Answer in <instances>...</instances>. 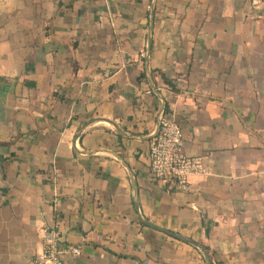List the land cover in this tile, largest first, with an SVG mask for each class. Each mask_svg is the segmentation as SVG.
<instances>
[{
    "label": "crops",
    "instance_id": "obj_1",
    "mask_svg": "<svg viewBox=\"0 0 264 264\" xmlns=\"http://www.w3.org/2000/svg\"><path fill=\"white\" fill-rule=\"evenodd\" d=\"M152 4L0 0V264L54 226L68 264H207L142 218L264 264V0H156L147 62ZM161 96L210 170L188 191L149 176Z\"/></svg>",
    "mask_w": 264,
    "mask_h": 264
},
{
    "label": "built area",
    "instance_id": "obj_2",
    "mask_svg": "<svg viewBox=\"0 0 264 264\" xmlns=\"http://www.w3.org/2000/svg\"><path fill=\"white\" fill-rule=\"evenodd\" d=\"M251 2L258 7L262 0ZM160 127L150 144L149 176L168 188L188 191L194 176L208 175L210 170L202 156L186 151L184 132L174 115L165 113ZM81 252L80 246L61 242L56 226L49 227L45 229L43 250L31 256L26 264H68L64 257L79 256Z\"/></svg>",
    "mask_w": 264,
    "mask_h": 264
},
{
    "label": "water",
    "instance_id": "obj_3",
    "mask_svg": "<svg viewBox=\"0 0 264 264\" xmlns=\"http://www.w3.org/2000/svg\"><path fill=\"white\" fill-rule=\"evenodd\" d=\"M155 3H156V0H153L152 10H151V14H150L149 37H148L147 54H146V60H147V62H149V59H150V53H151V47H152V29H153V24H154ZM153 89H154V91H155L157 94H159V91H158V89L156 88V86H155L154 84H153ZM161 99H162V102H163V103H162V107H161V109H160V112H159V114H158V118H157V125H156L157 128H156L155 131L151 134V136H150L151 138L155 137V136L157 135V133L159 132V130H160V128H161V127H160V125H161V119L163 118V116H164V114H165V112H166V101H165L164 97H162V96H161ZM102 119L105 120V121H107V122H109L110 125L112 124V125L114 126V128H115L119 133H121L119 126H118L113 120H109V119H107V118H102ZM89 124H91V122L85 124V126H83V127L80 129V131H79V133H78V138H79V136H80V134H81V131H82L83 129H85V127H86L87 125H89ZM76 145H77V142H76ZM137 193H138V190H137V188H136V189H135V203H136V206L138 207L137 200H136V195H137ZM142 221H143L145 224H147L148 226L152 227V228H155V229H157V230H160V231H162V232H165L166 234H169V235H171V236H173V237H176V238H178V239H180V240H183V241H185V242H187V243H190V244L196 246V247L202 252V254H203V256H204V258H205L207 264H213L212 259H211V256L209 255L208 251H207L206 248H205L203 245H201L200 243H198V242H196V241H194V240H192V239H190V238H187V237H184V236H182V235H179V234H177V233H175V232H172V231H169V230H167V229H164V228H162V227H160V226H157V225H155V224L149 222V221L146 220V219H143V218H142Z\"/></svg>",
    "mask_w": 264,
    "mask_h": 264
},
{
    "label": "trees",
    "instance_id": "obj_4",
    "mask_svg": "<svg viewBox=\"0 0 264 264\" xmlns=\"http://www.w3.org/2000/svg\"><path fill=\"white\" fill-rule=\"evenodd\" d=\"M165 113H167V112H165Z\"/></svg>",
    "mask_w": 264,
    "mask_h": 264
}]
</instances>
